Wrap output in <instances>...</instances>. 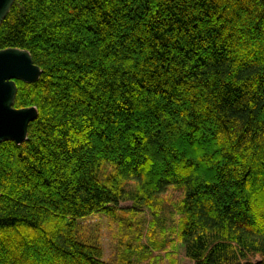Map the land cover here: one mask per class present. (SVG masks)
I'll return each mask as SVG.
<instances>
[{"label":"trees","instance_id":"16d2710c","mask_svg":"<svg viewBox=\"0 0 264 264\" xmlns=\"http://www.w3.org/2000/svg\"><path fill=\"white\" fill-rule=\"evenodd\" d=\"M8 48L42 74L16 81L28 139L0 144V264H165L139 209L171 189L187 258L264 264V0H16ZM94 214L126 238L116 263L79 226Z\"/></svg>","mask_w":264,"mask_h":264},{"label":"rangeland","instance_id":"374dc122","mask_svg":"<svg viewBox=\"0 0 264 264\" xmlns=\"http://www.w3.org/2000/svg\"><path fill=\"white\" fill-rule=\"evenodd\" d=\"M100 175L104 177L106 173L102 172ZM182 195V191L171 189L166 196L162 197L163 205H161V209L152 210L146 207L139 209V212L143 214L141 244L142 246L149 247V250L154 252L153 255L160 256L159 259L163 258L165 264H170L168 255H175V264H195L187 258L185 246L178 241L177 237L181 214L175 209L174 205ZM133 207L134 204L132 201L120 204V208L123 210L132 209ZM78 223L87 240L99 244L102 247L106 261L116 263L122 254H124L126 245L124 239L126 238L122 234L120 225L117 222H112L104 214H94L79 220ZM158 230L166 232V242H171L165 250L161 251L154 250L155 246L152 242V237ZM156 238L157 240L159 239L157 235ZM138 256H142V253H134L135 258ZM261 260L262 256L259 254L250 256V261L254 264L259 263Z\"/></svg>","mask_w":264,"mask_h":264},{"label":"water","instance_id":"95a60500","mask_svg":"<svg viewBox=\"0 0 264 264\" xmlns=\"http://www.w3.org/2000/svg\"><path fill=\"white\" fill-rule=\"evenodd\" d=\"M16 0H0V28ZM42 74L27 50H0V144L11 141L20 145L28 139L30 124L38 118L36 107L17 109L16 81L36 83Z\"/></svg>","mask_w":264,"mask_h":264}]
</instances>
